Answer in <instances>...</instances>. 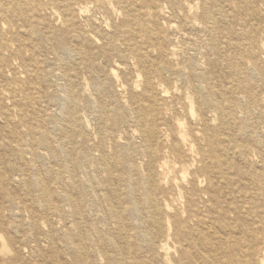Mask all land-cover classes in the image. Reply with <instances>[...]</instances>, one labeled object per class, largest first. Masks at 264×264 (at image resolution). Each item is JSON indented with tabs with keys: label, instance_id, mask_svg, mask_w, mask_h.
<instances>
[{
	"label": "rangeland",
	"instance_id": "374dc122",
	"mask_svg": "<svg viewBox=\"0 0 264 264\" xmlns=\"http://www.w3.org/2000/svg\"><path fill=\"white\" fill-rule=\"evenodd\" d=\"M150 1L144 8L149 14V35L137 34L136 40L130 39V44L137 43L139 54L128 48L126 36L119 34L130 29L125 27L124 11L113 0H101L105 8L89 3L82 15L72 16L69 27L50 11L53 8L48 0H21L24 13L10 5H4L6 12H0V237L8 247L5 253L0 252V264H107L106 258L114 259L112 264L161 261V252L151 255L146 248L149 215L142 194L139 190L128 193L132 185L115 181L129 165L135 167V178L145 172L140 155L144 145L137 138L141 131L136 129L135 114L130 112L137 102L145 101L146 93L140 99L144 92L143 61L159 66L167 58L174 71L171 75L166 72L163 80L154 78L157 86L152 95L149 92L153 102L160 103L152 116L164 117L168 128L175 127L174 119L179 118L174 117L172 109L181 104L186 110L189 101L176 93L172 95L177 99L169 93L163 98L161 90L185 88L189 94L199 86H210L216 93L227 92L228 96L214 98L228 103L229 119L222 120L209 107L212 98L207 99L203 118L239 151L228 158L229 190L235 195L252 192L256 182L264 179V0ZM62 2L65 0H56ZM86 2L76 0L72 6L78 9ZM185 5L193 7L187 9L186 18ZM204 7L216 26L212 34L197 31L184 20L196 27L202 25ZM225 41L231 43L225 46ZM65 50L70 53L63 54ZM187 60L203 67L205 80L195 78L186 68L184 71ZM243 85L258 103L249 112L241 99L245 96ZM190 97L197 112L195 95ZM67 98L72 102L66 107L74 111L70 119L61 108ZM244 115L248 116L244 123L231 119ZM68 119H72L69 125ZM61 127L68 133L57 130ZM149 129L145 123L146 134ZM39 133L44 135L43 145L35 141ZM66 135L68 138L63 137ZM121 151L127 156L118 166ZM102 152L112 163L108 178L112 177L113 183L109 185L99 159ZM160 162L156 167L159 179L167 173L172 176L175 170L180 175L177 168L172 170L170 162L162 169ZM37 179L45 180L47 199L41 197ZM219 187L227 200L229 190ZM114 194L124 199V205L134 203L125 230L127 243L119 240L118 229L109 216L116 205ZM257 206L264 210L263 203ZM77 208L79 219L72 217ZM80 231L86 234L82 244L75 234ZM263 255L261 249L260 257Z\"/></svg>",
	"mask_w": 264,
	"mask_h": 264
},
{
	"label": "bare ground",
	"instance_id": "6f19581e",
	"mask_svg": "<svg viewBox=\"0 0 264 264\" xmlns=\"http://www.w3.org/2000/svg\"><path fill=\"white\" fill-rule=\"evenodd\" d=\"M73 1L76 0H65V2L62 3H56V0H48V4L53 8H50V11L61 17L64 25H67L68 27L70 26L72 16L75 17L82 15L86 10H88L89 3H94L96 8H105L104 2H101V0H87L88 2L79 6L78 9L72 6ZM113 1L118 3L120 10L124 11L125 27L128 30L130 29L128 32L119 31V34L123 37L126 36V40H124L125 45L128 48H131L132 51L139 54L136 50L137 43L135 42L130 44V39L134 38L136 40L137 34L141 36L147 34L149 35L146 23V19L149 14L144 8H146V5L151 3V1ZM20 2L21 0H2V3L0 1V12H6L7 9H5L4 5H10L11 8H15L18 13H24V9L22 7L23 4L21 5ZM108 4L111 6L109 1ZM135 4L139 5L138 8H136ZM192 8L193 7L190 5L184 6V18H186L187 9L191 10ZM59 9L61 10L59 11ZM221 18L223 19L224 17H220V20L223 21ZM184 20L191 26V28L197 31L199 30L201 32H205L206 35L207 33L212 34V32H214L213 28L216 27H213L212 14L205 7L202 9L201 14L202 25H197L196 27L190 20ZM206 24L209 25L206 26ZM136 27L137 29H135ZM227 30L225 31L227 32ZM148 39L151 41L149 36ZM218 42L217 44H219ZM229 43L231 42L229 41ZM229 43L226 44L225 41L224 45H229ZM61 48L62 47H60V49ZM65 52L70 53L68 50H65L63 51V54L65 55ZM138 59H141V57ZM163 60L164 64L159 66H153L151 62L149 65L146 61L140 63L143 69H141V76L144 77V92L140 99H143L145 93L146 97L145 101H142L141 103L137 102V104H135L136 106L131 108L130 111L133 115L135 114L134 123L136 129L141 131L137 138L141 140V145H144L140 148V155L145 161V172L141 174L140 177L135 178V167L129 165L124 174L122 173L120 176H116L115 178V181L119 184H128V187L129 185H132V187H129L127 191L128 193H133V191L139 190L142 194L143 205L149 215V230L147 238L144 237L147 251L149 254L155 256H157L160 252L162 253L161 261L158 262L154 259L157 264H264V255L262 258L260 257L261 249H264V235H261V232L264 229V210H259V207L257 206L258 203L264 204V179L256 182L252 192H238L235 195L234 191L229 190L232 181L229 177L230 163H228V158L239 154V151H237L235 146L231 145L230 140H226L224 137H221L219 132L203 118L204 109L207 106V99L212 98L214 102H211L209 107L217 113L219 118L227 121L231 115L229 112H226L228 103L225 101L222 102L215 100V96H228V93L219 90L216 93L210 86H199L200 88L198 87L196 91L193 90V93L189 94L186 92L185 88L179 90L174 87L169 91L165 89L161 90L163 93L161 97L163 98L165 97L164 94L169 93L171 97H175L172 94L176 93L178 95L182 94V96L189 101V106H186V110L181 104L180 106L176 105V107L172 109L174 110L172 111L173 115L175 114L174 117L179 118L174 119L175 127L172 129L168 128L164 123V117L160 118L159 116L158 118H155L152 116L154 112H157L158 109H160V103L157 104V101L153 102V97L149 96V92L152 95L153 90L157 86L153 82L154 78L163 80L166 72L170 75L171 72H174L171 66H169L170 63L167 58H164ZM184 63V71L186 68L190 71L189 73L191 75L195 76V78H200L202 80L206 79L207 75L203 71V67L201 68L199 64L193 60H187ZM176 71L182 75L181 70ZM255 74L258 73L255 72ZM229 85L231 84L229 83ZM247 88L248 87L246 85H243L245 96H243V98L241 96V99H243L245 110L249 112L250 108L255 105L257 106L258 103L252 100V96ZM192 94L195 95L197 112L194 110L191 102L190 95ZM175 99L177 98L175 97ZM230 99L231 98L228 100ZM71 102L72 99L67 98L62 102L64 106L61 107L64 108L65 115L69 119L73 116L71 115L72 109L70 110L69 105L68 107H66V105L71 104ZM237 104L239 106L240 103L237 101ZM73 112L72 114H74ZM185 114L188 116V121L186 120V122ZM69 119L66 121L67 125L71 124L69 122L72 119ZM231 119L244 123L248 120V116L244 115L237 119ZM145 123L150 125V129L147 134L144 131ZM57 130L61 133L63 132V134L68 133L63 127ZM63 137L68 138L67 135ZM35 141L38 144L43 145L45 143L44 135L39 133ZM126 146H129V144H126ZM128 149L129 147L127 150ZM121 154L122 155L117 163L118 166L123 161L124 156H127V154L123 151H121ZM243 156L245 155H242V157ZM99 159L105 173L107 174V184L113 183L112 177L108 178L111 174L112 163L109 161L104 152L101 153ZM160 160H162V162H160L161 169L164 167L167 168V163L170 162L172 164V170L177 168L180 175H176L175 170L173 171L172 176H169L167 173L162 177V179H159L156 167L158 161ZM115 161L117 162L116 159L114 162ZM35 184L41 189V197L47 199L45 180L37 179ZM219 186H224L225 189L229 190L227 193V195L229 194L227 200H224ZM114 191L110 189L111 193H114ZM114 199L116 200V205L113 206V209H111L109 216L112 217L113 223L118 229V234L120 235L119 240L123 243H127L128 235L125 230L128 226L129 218H132V214L135 209L134 203L132 202L124 205V199H122V197H115V194ZM242 199L244 202L241 203ZM230 214L233 215L232 218L229 217ZM72 217L79 219L80 213L78 208L72 212ZM77 224L80 223L78 222ZM75 234L79 243L86 241V234H84V232H75ZM0 246V252L5 253L8 247H6L1 237ZM120 251L123 256L121 248ZM97 253L98 252H96V254ZM115 253L117 256L118 254L120 255L117 250H115ZM76 255L77 254L74 249L72 252L73 258H75ZM112 262H114V259L106 258L107 264H112ZM155 262H153V264H156ZM84 263L85 262H82V264Z\"/></svg>",
	"mask_w": 264,
	"mask_h": 264
}]
</instances>
